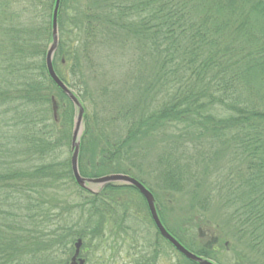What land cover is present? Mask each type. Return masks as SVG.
Instances as JSON below:
<instances>
[{
  "label": "trees",
  "instance_id": "16d2710c",
  "mask_svg": "<svg viewBox=\"0 0 264 264\" xmlns=\"http://www.w3.org/2000/svg\"><path fill=\"white\" fill-rule=\"evenodd\" d=\"M54 3L0 0V264H68L77 239L84 249L85 242L109 237L111 225L116 228L111 238L119 244L135 233L129 222L152 225L135 188L108 185L94 194L74 182V107L45 66ZM57 24L53 69L84 109L80 175L135 178L163 208L161 222L179 243L223 264L218 242L190 245L168 227L157 192L184 194L188 189L190 170L178 157L183 142L226 144L242 168L236 179L229 177L219 201L231 208L233 233L249 253H235L232 264H264V0H60ZM128 42L154 65L156 80L150 81L148 95H143L147 88L142 93L136 88L139 80L133 81L145 76L139 61L123 92L107 99V89L98 86L100 92L91 94L92 55ZM141 97L143 102L149 97L150 104L142 107ZM88 102H100L105 116L90 113ZM148 142H177L172 152L157 158L156 179L148 178L157 181L156 190L139 177L149 167L138 149L151 148ZM65 148L69 158L63 157ZM132 195L139 198L137 210ZM207 198L196 205L206 207ZM179 257L182 264H196Z\"/></svg>",
  "mask_w": 264,
  "mask_h": 264
},
{
  "label": "rangeland",
  "instance_id": "374dc122",
  "mask_svg": "<svg viewBox=\"0 0 264 264\" xmlns=\"http://www.w3.org/2000/svg\"><path fill=\"white\" fill-rule=\"evenodd\" d=\"M142 55L143 52L137 48L135 49L130 42H128V44L124 43V46L121 48L117 46L109 47L105 50H101L98 54L92 55V58L96 60L94 62V67L89 70L92 71V69H94L93 72L88 74V80L90 81L87 84L90 88V93L96 95V92H100L98 91L100 88H106L107 92L105 98L108 99L112 97L111 95L114 91H118L119 93L123 92L125 79L126 81L128 80L129 76H131L130 73L132 75L136 74L137 67L135 68V66L137 61H139L140 64L144 62L145 76L142 79L133 77V81L139 80V84L136 88L141 91V93L144 88H147V90L143 92V95L147 96L150 91L148 88L150 87V81L154 82L156 77L154 76L153 63L148 57ZM146 71H149L148 75L151 72L153 77L148 78ZM132 96L133 95H129L131 99L133 98ZM148 98L149 97H147V99ZM139 99L140 97L134 102ZM147 99L143 102L141 97V102L143 103L142 107H144L145 104L147 106L150 104V99ZM101 106L102 104L100 102L97 106L96 104L92 105L89 104V102L87 103L90 113H93L95 110L98 115L104 117L105 114L102 115L103 112L100 111ZM175 143L177 142H148L147 145L151 148L145 146L142 148L139 147V151L142 149L139 153L142 164L149 168L146 174L142 173V175H140L139 172L137 173L135 170L132 171V174H136V176L140 175L139 177L145 180L148 186L155 189L154 186L157 181L152 179L149 180L148 178L151 176L156 179L159 171L157 158L162 154L169 153L170 151L172 152L173 146H176L174 145ZM183 143L186 145V147L182 149L184 153H181L180 150L179 154L177 152L175 153L178 154V157H182L181 162L186 163L188 170H190L188 189L184 194L170 193L166 195L163 194L162 191L157 192L160 197L159 200L162 201L166 208L165 215L168 227L174 230L184 242L190 245L196 240L199 241L196 242L200 246L211 241L218 242L219 244L216 248L218 252L217 258H220L223 264H232L236 254L249 255V253H247L244 247V241L241 238L240 240L243 242L239 241L233 233L234 228L228 217L229 213L232 212L231 208L228 205L225 206V203L223 204V201L220 202L219 199L225 194L227 188H229V177L232 176L233 180L236 179V172L241 170L242 165L231 152L230 147H226V144H220V142ZM211 144H214V146L209 149ZM63 157L69 158L68 148L64 149ZM148 173L151 175H148ZM90 188L92 190L97 189L94 186ZM67 193L70 194L68 191ZM71 193H73V190ZM205 196L206 198L208 197L207 199L209 200L206 207L197 206L195 201ZM124 197L127 198L128 195H124ZM130 198L131 197H129V199ZM136 198L139 199L137 196H133L136 205L134 208L137 210L139 208L138 204L140 203H138ZM128 224L131 226L130 230L135 229L138 231L137 235H133L131 232L128 233V238H131L130 240L127 238L128 243L118 244L116 246L118 247L117 250L114 252L110 251L115 245L111 237L114 235V232H116L115 226L110 225L106 229L108 232L111 231L112 234L110 236L108 235L109 237L106 236L103 241L97 240L91 244L85 242L84 245L86 247L81 250L80 257L85 258V256H87L89 259L91 258V262L97 259L103 260L107 264H126L128 261L126 255L134 251L133 248H131L133 244L131 241L132 239H134V244L143 246L145 238H147V240H152V237H154L151 228H148V234H146L144 232L145 225L141 226L136 224L134 226L130 222ZM117 236L119 238L121 233H117L116 237ZM71 248L70 257L74 252L73 245ZM231 249L234 250V252L230 251ZM164 250L167 253L170 252L168 257L165 255V264H182L179 255L173 253L170 248L164 245Z\"/></svg>",
  "mask_w": 264,
  "mask_h": 264
},
{
  "label": "water",
  "instance_id": "95a60500",
  "mask_svg": "<svg viewBox=\"0 0 264 264\" xmlns=\"http://www.w3.org/2000/svg\"><path fill=\"white\" fill-rule=\"evenodd\" d=\"M60 6V0H55L54 8L52 11V19H51V43L47 49L45 56V66L48 73L49 78L52 82L61 90V92L68 98V100L72 103L74 107V119H73V127H72V136L70 142V169L71 174L74 179L76 185L84 190H87L91 193H99L104 187L108 185H126L131 186L136 189V191L140 194V196L145 201L147 208L149 210L151 219L155 225L156 230L159 235L166 240L180 255H182L187 260L196 263V264H214L206 259H203L194 253L187 250L182 244H180L172 235L168 233V231L164 228L159 218L157 217L155 211V203L153 195L135 178L122 174H108L104 176H100L98 178H84L80 175L78 169V156H79V147H80V137L83 129V116L84 109L80 104L78 98L75 93L69 89L56 75L52 60L54 53L57 49L58 45V10ZM52 104V116L53 120L57 122V104L54 98L51 99ZM96 187V190H92L90 187ZM82 246V242L78 239L74 243V253L70 259L69 264H85L84 259L80 258V249Z\"/></svg>",
  "mask_w": 264,
  "mask_h": 264
},
{
  "label": "flooded vegetation",
  "instance_id": "af4514ba",
  "mask_svg": "<svg viewBox=\"0 0 264 264\" xmlns=\"http://www.w3.org/2000/svg\"><path fill=\"white\" fill-rule=\"evenodd\" d=\"M147 211H148V208H147ZM155 211H156L157 217L161 221V216H164L163 208L155 204ZM148 214H149V219L151 220L150 223L152 225L146 226L144 232L148 234V228L149 229L151 228L153 230L154 237H152L153 238L152 240H147V238H145V242L143 246L134 244V239H132L131 241L133 242V244L131 248H133L134 251L126 255V257L128 258V261L126 262V264H165V255L167 254V257L170 255V252L167 253L164 251V245L167 242L158 234L155 228V225L151 219L149 211H148ZM134 232L135 233L133 235H137L138 231L134 230ZM128 239L126 238L124 243H128ZM114 243H117L113 246L115 250H117L118 247L116 246L118 245V242H114ZM124 243H122L121 241L119 242V244H124ZM83 259L85 260V264H86L87 263L86 259H88V257L85 256V258ZM174 264H179V263H174Z\"/></svg>",
  "mask_w": 264,
  "mask_h": 264
}]
</instances>
